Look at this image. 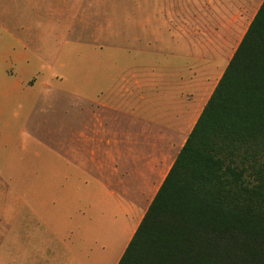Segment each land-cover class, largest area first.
<instances>
[{
    "label": "rangeland",
    "instance_id": "obj_1",
    "mask_svg": "<svg viewBox=\"0 0 264 264\" xmlns=\"http://www.w3.org/2000/svg\"><path fill=\"white\" fill-rule=\"evenodd\" d=\"M195 1L0 0V89L11 92L0 98V230H45L50 222L36 212H69L78 190L64 183L81 179L85 162L93 186L97 118L126 117L130 90L173 64L176 39L205 35L203 24L180 28L194 20ZM214 46L224 47L220 58L208 60L223 63L235 43ZM10 54L41 73L34 85L16 88L17 67L4 62Z\"/></svg>",
    "mask_w": 264,
    "mask_h": 264
},
{
    "label": "crops",
    "instance_id": "obj_2",
    "mask_svg": "<svg viewBox=\"0 0 264 264\" xmlns=\"http://www.w3.org/2000/svg\"><path fill=\"white\" fill-rule=\"evenodd\" d=\"M263 1L196 0L194 20L180 28L203 24L205 35L176 39L179 51L173 64L157 81L130 90L126 117L97 118L93 186L84 161L77 167L84 174L81 179L64 183L65 189L78 190L69 212L58 217L36 212L50 222L45 230H0V264H118ZM209 28L219 29V34L209 36ZM230 42L235 48L227 61L208 60L211 53L220 58L224 48L214 45ZM23 59L10 54L4 60L5 67H17L16 88L34 85L31 77L41 75L21 65ZM10 94L0 89L1 99ZM102 142L109 147L102 148ZM24 220L20 218L21 224Z\"/></svg>",
    "mask_w": 264,
    "mask_h": 264
},
{
    "label": "trees",
    "instance_id": "obj_3",
    "mask_svg": "<svg viewBox=\"0 0 264 264\" xmlns=\"http://www.w3.org/2000/svg\"><path fill=\"white\" fill-rule=\"evenodd\" d=\"M118 264H264V1Z\"/></svg>",
    "mask_w": 264,
    "mask_h": 264
}]
</instances>
